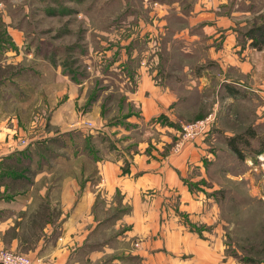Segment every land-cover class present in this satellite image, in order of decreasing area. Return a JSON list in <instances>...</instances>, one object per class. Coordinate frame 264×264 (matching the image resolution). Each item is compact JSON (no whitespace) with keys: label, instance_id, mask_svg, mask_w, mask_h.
<instances>
[{"label":"crops","instance_id":"crops-1","mask_svg":"<svg viewBox=\"0 0 264 264\" xmlns=\"http://www.w3.org/2000/svg\"><path fill=\"white\" fill-rule=\"evenodd\" d=\"M190 2V6L182 2L188 8L185 12L179 10L181 3H174L184 24L175 33L203 40L209 59L222 74L217 94L206 100L220 109L222 117L225 114L224 119L226 101L233 102L235 108L248 101L253 106L249 126L238 131L223 124L214 131L215 124L205 138L188 142L176 152L181 132L172 122H178L177 105L191 102L196 82L187 85L191 96L181 98L145 68H138L135 90H122L128 104L135 107L126 115V122L137 125L132 126L133 131H141V140L110 143L111 128L98 122L88 132L77 126L70 128L67 122L76 114L72 91L53 115L54 129L44 126L35 131L38 137L10 116L0 121V248L25 253L34 264H242L228 252L225 202L216 196L217 185L206 186L205 181L209 182L208 167L216 161L211 148L216 135L228 139L229 149V139L241 134L252 145L258 126L264 125V80L262 83L257 78L264 42L256 41L264 38L260 30L264 0ZM12 7L13 11L17 8V1L10 0L9 14L6 10L0 13L4 24L0 65L17 61L23 44ZM14 83L6 80L4 86ZM5 93L0 89V96ZM234 113L239 119L244 116L242 111L234 109ZM160 117L170 123L161 127L162 122L157 121V128L148 129L155 131L156 138L139 127ZM111 127L116 129V125ZM80 131L89 133L92 140L105 138L90 151L95 156L97 176H86L83 183L81 172L78 177L64 176L50 191L47 183L54 177V165L77 161L82 148L77 142L48 140H66ZM16 165L28 167L29 173L18 171ZM35 183H41L40 191L35 190ZM14 185L22 188L13 190ZM49 191L51 209L41 204L49 201L45 196Z\"/></svg>","mask_w":264,"mask_h":264},{"label":"rangeland","instance_id":"rangeland-1","mask_svg":"<svg viewBox=\"0 0 264 264\" xmlns=\"http://www.w3.org/2000/svg\"><path fill=\"white\" fill-rule=\"evenodd\" d=\"M0 1L1 15L5 10L9 14L10 0ZM13 1H17V8L13 11L12 7V15L17 17V29L23 34V44L19 48L22 53L18 49L17 61L10 65L6 61L0 65V89L7 92L0 96V121L12 116L28 132L34 130L33 137H38L35 131L44 126L46 129L53 127L54 113L72 91L75 96L73 113L75 111L76 114L67 122L70 128L77 126L88 132L87 124L96 125L98 122L111 128L113 141L107 140L110 143L141 140V131H133L132 126L137 125L126 122V115L135 111V107L128 104L122 90H135L138 68H145L153 79L171 86L181 98L191 96L187 85L196 82L191 102H184L176 108L181 117L172 124H176L180 132L182 125L194 124L210 115L215 116L214 131L223 124L238 131L249 126L253 106L248 101L236 108L233 102L226 101L224 119L225 114L222 117L220 109H214L213 104L206 100V97L217 94L216 84L221 78V70L216 62L209 59L203 40H189L179 32L175 33L183 29L184 24L174 3H181L179 10L185 12L188 8L183 7L182 2L190 6V0ZM3 27L0 21L1 32ZM260 30L264 31V25ZM258 61L261 69L257 78L262 82L264 57H258ZM10 79L15 85L4 86ZM207 82L209 87L205 85ZM234 109L242 111L244 116L236 118ZM164 118L144 122L139 127L145 128L143 132L148 136L156 138L155 131L148 129L157 128L155 124L158 122H162L161 127L168 125L169 119ZM236 124L239 126H234ZM113 125L116 129L111 127ZM263 127L258 126L255 143L240 145L243 159L227 147L228 139L216 135V140L211 143L216 161L208 167L209 182L205 181L206 186L217 185L219 193L216 196L219 194V199L225 202L228 252L242 264H264ZM91 138L89 133L80 131L66 137V140H53L81 144L82 155L76 158L77 161L71 159L65 164L54 165V177L47 183L50 191L56 188L58 178L64 176L78 177L81 172L82 183L86 176H97L93 152L95 144L104 143L105 138ZM16 169L29 173L28 167L18 166ZM20 188L11 186L13 190ZM35 190H41V183H35ZM50 191L45 195L49 201L41 203L47 204L48 208L52 204Z\"/></svg>","mask_w":264,"mask_h":264},{"label":"built area","instance_id":"built-area-1","mask_svg":"<svg viewBox=\"0 0 264 264\" xmlns=\"http://www.w3.org/2000/svg\"><path fill=\"white\" fill-rule=\"evenodd\" d=\"M215 124V116L210 115L205 120L198 121L194 124L182 125V132L179 141L175 145V151L180 152L188 142H194L198 138L207 135ZM88 127L93 129V123L87 124ZM262 155L260 156V158ZM0 264H34L33 260L22 253L14 252L8 249L0 248Z\"/></svg>","mask_w":264,"mask_h":264},{"label":"trees","instance_id":"trees-1","mask_svg":"<svg viewBox=\"0 0 264 264\" xmlns=\"http://www.w3.org/2000/svg\"><path fill=\"white\" fill-rule=\"evenodd\" d=\"M2 32L0 31V34ZM1 36V35H0ZM257 42H264V38H261V39H257L256 40ZM54 139H58V138H54ZM54 139H51V140H48V142H51V143H59V142H56L53 141ZM240 140V141H238ZM244 140V141H243ZM241 144H244L245 146H250L251 144L249 143L248 139L245 138L244 135H237L231 139H229V145L231 147V149L233 150V152L238 155L239 158L243 159L244 158V155L242 154L241 152V149H240V145ZM39 153H43V151H38ZM50 152V151H49ZM17 166V165H16ZM18 167V166H17Z\"/></svg>","mask_w":264,"mask_h":264}]
</instances>
